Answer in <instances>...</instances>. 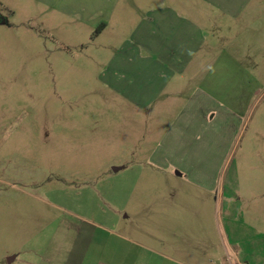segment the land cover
Instances as JSON below:
<instances>
[{
  "label": "rangeland",
  "instance_id": "obj_1",
  "mask_svg": "<svg viewBox=\"0 0 264 264\" xmlns=\"http://www.w3.org/2000/svg\"><path fill=\"white\" fill-rule=\"evenodd\" d=\"M145 2L0 0V264H264V0L166 2L203 44L159 124L108 85L140 98L111 67ZM218 52L212 123L183 122Z\"/></svg>",
  "mask_w": 264,
  "mask_h": 264
},
{
  "label": "crops",
  "instance_id": "obj_2",
  "mask_svg": "<svg viewBox=\"0 0 264 264\" xmlns=\"http://www.w3.org/2000/svg\"><path fill=\"white\" fill-rule=\"evenodd\" d=\"M167 1L162 0L158 6H146V2L144 5H140V11L142 12L140 29L138 28L140 34L135 36V33L130 37V40L126 42L130 46L127 47L126 53L121 56V61L116 62L111 67L115 72V76L126 75L129 70L128 67H135L132 69L131 74L139 76L141 84L140 98L135 97V94L127 89L131 84L125 86L127 85L128 74L123 79L114 78L108 84L110 89L115 94L122 96L126 102L128 101L130 104L140 107L141 110L144 109L146 122L151 120L157 124L161 123L158 116L159 111L156 112L157 115H153L155 112L152 110L166 108V106L167 108H176L177 103L175 101L179 99L183 91L192 85L191 83L194 84V79L190 75L197 69L191 68V64L203 44L192 36L194 32L201 29L197 22H181L177 3L169 4L166 3ZM150 2L153 4L154 0H150ZM98 24H100L99 30L92 36L94 39L99 37L109 25L108 22H99ZM94 25H97V22ZM136 29L133 31H136ZM216 48L215 43L208 46V51H205L208 59L214 57L212 53L213 49ZM137 49H140L141 52H138ZM217 57L221 61L216 64L215 69H208L203 82H200L199 93L196 94L197 89H194L193 94L191 93L185 100L183 104L185 106L184 111L180 115L183 122L187 123L191 120L201 119L209 125L212 123L215 115L213 114V117L209 115L214 111L211 106L215 103L213 101L214 97L208 91L216 89L214 88L216 85L222 92L223 76L227 77L230 74L227 64L223 62V54L218 52ZM120 63L125 66H119ZM165 91L169 92L163 96ZM191 106L198 109L190 110ZM197 112H199V115ZM174 123L176 122H172V125L165 131H160L171 134L175 127V125L173 126ZM121 168L115 167V170L119 171ZM113 232L114 235H117L115 231ZM110 250L112 259L104 262L114 264L118 261L117 254L121 252V249L114 244ZM13 260H15V257Z\"/></svg>",
  "mask_w": 264,
  "mask_h": 264
},
{
  "label": "flooded vegetation",
  "instance_id": "obj_3",
  "mask_svg": "<svg viewBox=\"0 0 264 264\" xmlns=\"http://www.w3.org/2000/svg\"><path fill=\"white\" fill-rule=\"evenodd\" d=\"M6 20L0 15V23H5Z\"/></svg>",
  "mask_w": 264,
  "mask_h": 264
},
{
  "label": "water",
  "instance_id": "obj_4",
  "mask_svg": "<svg viewBox=\"0 0 264 264\" xmlns=\"http://www.w3.org/2000/svg\"><path fill=\"white\" fill-rule=\"evenodd\" d=\"M14 259V257H9V262H11Z\"/></svg>",
  "mask_w": 264,
  "mask_h": 264
}]
</instances>
